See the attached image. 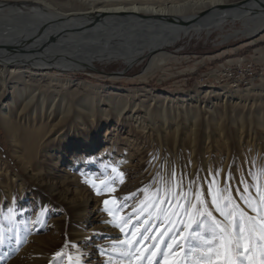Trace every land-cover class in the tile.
Instances as JSON below:
<instances>
[{
    "label": "rangeland",
    "instance_id": "1",
    "mask_svg": "<svg viewBox=\"0 0 264 264\" xmlns=\"http://www.w3.org/2000/svg\"><path fill=\"white\" fill-rule=\"evenodd\" d=\"M11 2L22 1L0 0V6L7 12ZM252 2L259 1L228 0L214 20L213 11L188 9L184 15L194 16L187 27L199 21L197 30H181L133 63L110 57L76 70H0V109L12 99L6 117L17 130L15 137L6 132L0 112V264H164L172 252L180 253L169 256L172 264L215 261L203 247L211 234L199 210L222 220L214 197L226 203L228 196L255 216L249 200L258 203L264 191V26L245 32L244 19L224 12ZM113 197L118 203L109 208L122 222L102 206ZM177 202L193 216L189 221L179 209L173 226L164 213L177 211ZM140 225V261L113 251ZM181 232L179 247L169 249ZM148 249L157 252L151 261Z\"/></svg>",
    "mask_w": 264,
    "mask_h": 264
},
{
    "label": "bare ground",
    "instance_id": "2",
    "mask_svg": "<svg viewBox=\"0 0 264 264\" xmlns=\"http://www.w3.org/2000/svg\"><path fill=\"white\" fill-rule=\"evenodd\" d=\"M21 1L4 5L7 12L3 5L0 6V70L10 68L11 74L18 69L25 70L23 67L44 71L53 65L62 70H76L92 60L110 57L133 63L142 51L168 44L181 34V30H197L199 21L187 27L194 16L184 15L188 9L213 11L209 17L214 20L222 12L220 9L227 8L224 3L228 0ZM257 1V4L239 5V10L224 12L231 19H244V31L253 33L264 26V0ZM30 3L35 5L28 10ZM219 22L222 21L210 22V25H219ZM23 74L17 73V77ZM34 95L29 97L26 106L34 102ZM11 102L12 99H8L0 112L6 132L15 137V125L6 117ZM86 123L87 127H92L93 118Z\"/></svg>",
    "mask_w": 264,
    "mask_h": 264
},
{
    "label": "snow or ice",
    "instance_id": "3",
    "mask_svg": "<svg viewBox=\"0 0 264 264\" xmlns=\"http://www.w3.org/2000/svg\"><path fill=\"white\" fill-rule=\"evenodd\" d=\"M112 172L118 173V169L116 167H112ZM119 176L122 178L123 173L120 172ZM87 182L92 184L93 188L96 189L97 194L99 195L100 188L96 185V183L91 180ZM105 191L114 193L115 188L105 184ZM258 191H260V189H258ZM196 199L203 204L201 194L199 192L196 194ZM224 200L227 202L221 203L219 198L214 197L216 211L219 212L221 217H223L222 220H218L212 212L206 208H201L199 210L200 215L207 217V220L205 221V228L211 234V238L203 239V247L207 249V255L209 257H211L213 253L215 254V261H213L212 264H240L238 259L239 257H244L248 264H264V191H261L258 203L249 200V207H251L252 211L256 213L255 216L248 215L243 209L235 205L232 202L231 197L225 196ZM117 203V199L113 197L112 199L103 200L102 206L109 217L122 222L123 218L116 217V214L111 208H109L110 204L116 205ZM151 207L159 208V205L148 206V208ZM196 207L195 203L191 204V209H196ZM148 208H145L144 210L147 211ZM173 208L177 209V211H171L170 215L168 212L164 213L165 219L169 224L173 226L175 225L177 221L173 220L171 217H179V209H184V214L187 215L189 221H191L193 216L192 211L186 208L185 205L177 202V204L173 205ZM147 223L148 221H145V224ZM124 227H127V223L123 224V227L120 229L121 232H123ZM140 227H143V225H140L132 231L131 238H125L118 241V243H114L113 251L119 253L123 258L131 260V258L135 256V259L140 261L143 257V251L136 247V245L143 243L142 240L136 239V236L140 231ZM144 231L147 232L149 229L145 228ZM160 235L162 236L163 233ZM183 235L184 233L181 232L178 236H174L172 238V243H169L167 247L171 249L174 244L179 247L177 241L183 237ZM151 238L159 239L160 237L154 236ZM144 239H149V237L144 236ZM134 248L135 252L133 251ZM156 248H159V244L152 245V249ZM241 248H243V250H241ZM152 249H148L151 253L147 257L149 261L157 255V252ZM55 255L56 257H60L61 252H56ZM178 255H180V253L172 252L166 254L164 264H172L169 256L174 257Z\"/></svg>",
    "mask_w": 264,
    "mask_h": 264
},
{
    "label": "built area",
    "instance_id": "4",
    "mask_svg": "<svg viewBox=\"0 0 264 264\" xmlns=\"http://www.w3.org/2000/svg\"><path fill=\"white\" fill-rule=\"evenodd\" d=\"M244 69H245V71L247 72V78H250V76L252 75V70H251V68H250V64H246V66L244 67ZM230 77H231V79H233V78H238V76H233L232 74H230ZM236 78V79H237ZM236 79H234V80H236ZM233 80V81H234ZM238 83H240L241 82V80H239V81H237Z\"/></svg>",
    "mask_w": 264,
    "mask_h": 264
}]
</instances>
